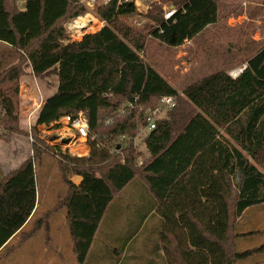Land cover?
I'll return each mask as SVG.
<instances>
[{"label":"trees","instance_id":"16d2710c","mask_svg":"<svg viewBox=\"0 0 264 264\" xmlns=\"http://www.w3.org/2000/svg\"><path fill=\"white\" fill-rule=\"evenodd\" d=\"M15 1L0 0V42L7 46L0 54V136L22 134L17 97L24 66L36 77L53 73L56 87L29 135L32 159L6 177L0 173V253L35 208L33 158L44 146L79 178L53 208L64 211L78 264L95 244L104 247L101 259L114 256L113 264H128L134 257L125 258L152 212L174 238L176 228L185 231L182 264H237L261 254L264 244L243 251L237 245L257 232L242 233L244 212L264 204V47L237 78L212 74L186 86L183 98L143 56L147 38L176 48L215 24L220 1L165 0L175 11L168 20L160 5L149 2L150 23L135 28L123 20L137 10L112 0L93 9L104 25L68 44L65 23L85 13V0H23L20 8ZM165 96L176 104L144 136L145 163L132 146L116 157L91 142L88 157L77 158L36 135L37 126L78 112L90 134L134 135L135 109L154 108ZM129 185L136 188L132 203L115 205ZM159 259L158 243L147 264Z\"/></svg>","mask_w":264,"mask_h":264},{"label":"rangeland","instance_id":"374dc122","mask_svg":"<svg viewBox=\"0 0 264 264\" xmlns=\"http://www.w3.org/2000/svg\"><path fill=\"white\" fill-rule=\"evenodd\" d=\"M164 1L149 0L154 5L161 6L162 14L171 7ZM219 1L221 6L218 21L206 27L191 40L185 41L181 46L171 48L151 38L146 40L144 59L177 91L181 98H183L182 90L189 84L215 73L229 74L233 70L243 68L247 59L264 47V0ZM22 2L23 0H16L15 4L20 8ZM151 5L148 3L147 6H140L136 9L137 14L125 18L124 23L135 28L149 24L150 22L145 16L149 13ZM86 13H90V16H87V21H90L87 29L79 32L70 27L72 20L77 17H85ZM84 14L65 23L68 36L66 40H63V44L79 41L83 35L97 32L104 25V22L95 15L93 10H86ZM6 51L7 46L0 42V54ZM23 68L17 97L18 127L22 134L11 133L6 137L0 136V173L5 177L14 172L26 160L32 159L35 142L32 138L30 141L29 135L32 133L36 121L35 116L45 99L53 94L56 87V77L53 73H48L44 77H36L28 66ZM154 108L148 109L153 110ZM146 110L138 107L135 109L134 135H118L108 139L106 136L98 134L95 135V142L105 147L112 156L116 157L121 156L126 147L132 146L140 154L138 160L145 163L148 160L143 143V138L148 132L143 126ZM165 114L160 117L163 118ZM36 135L43 140L46 146L51 147V145H55L54 143H58L59 135L68 137L69 130L63 123L50 124L37 126ZM50 139L55 141L52 142ZM66 145L72 148V145ZM41 147L39 155L33 158L36 190L35 210L21 232L11 239L7 250L0 253V264H78L72 250V241L68 234L64 211L53 210V208H56L58 202L63 198L69 183L77 185L79 178L72 173L68 166V168L65 166L64 162H60L55 152L45 149L44 146ZM69 147L65 149L61 146L60 152L72 156L69 153ZM87 153V155L77 158L88 157L90 145L87 147ZM135 189L129 185L123 191L121 198L117 199L115 205L132 203L130 200L133 197L131 191ZM125 194L126 196H124ZM244 222L248 225L243 228L242 232L246 230H257V232L252 236L239 238L237 250L243 251L264 244V204L248 208L241 220V223L244 224ZM33 229H35L34 232H32ZM139 239L136 238V241ZM100 253L103 252L100 251ZM98 258L100 261L97 263ZM125 259V262L130 260L129 252ZM173 259L176 261L175 258ZM103 260L104 264H113L114 256L101 259L98 252L92 249L83 264H101ZM128 264H133L132 260ZM237 264H264V251L239 261Z\"/></svg>","mask_w":264,"mask_h":264},{"label":"built area","instance_id":"2783aa9c","mask_svg":"<svg viewBox=\"0 0 264 264\" xmlns=\"http://www.w3.org/2000/svg\"><path fill=\"white\" fill-rule=\"evenodd\" d=\"M112 0H85L84 4L86 7V10H93L95 6H105L108 5ZM117 6L125 3L131 4L135 9L144 6H147L149 3V0H117ZM174 9L172 7L166 9L162 16L164 20H168L169 18L172 17L174 14ZM86 16H90V13L84 14ZM80 17H77L76 19L72 20V28L76 29L77 31H83L87 29L90 21H87V25L85 28H80L77 26L76 20L79 19ZM245 66L243 68H239L236 70L231 71L228 75L232 79L237 78L242 71L244 70ZM176 104L175 98L170 97V96H165L162 97L158 103V105L153 109H147L144 115V121H145V128L148 130H152L155 126V122L159 120L162 114L166 113L167 111H170L172 108H174ZM161 112V114H160ZM63 123L65 127L69 130V135L68 137L64 135H59L58 136V143H54L57 145L59 148L64 147L65 149L68 148L69 146L66 144L72 145V148L69 147V153L72 156H83L87 155V147L90 145L91 142L96 141V136L94 134H90L88 130V124L86 121L85 116L83 115L82 112H78L75 115H65L59 118L57 121L53 122V124H59ZM30 141L32 140L31 137L29 138ZM55 140H52L54 142ZM88 144V145H87ZM96 146H100L99 143L96 142ZM71 148V149H70Z\"/></svg>","mask_w":264,"mask_h":264},{"label":"crops","instance_id":"0c3cea01","mask_svg":"<svg viewBox=\"0 0 264 264\" xmlns=\"http://www.w3.org/2000/svg\"><path fill=\"white\" fill-rule=\"evenodd\" d=\"M35 120H36V116H35ZM137 205H140V204L138 203ZM143 205L144 203L142 204V206ZM129 211L132 213L136 212L134 208L129 209ZM245 222H244L243 228L248 225V223L245 224ZM162 226H163L162 219L160 216L153 214V212L147 215L146 220L143 222L142 231L139 230V234H137V237H136L137 239H139V237L141 236V238L133 243V247L130 252V256L133 255L134 257L132 258L133 264H147L148 260L151 258V256H153V253H155V248L158 243H159V256H160L159 263L160 264H162L163 262L169 264L167 262V259L168 258L171 259V257L176 259L177 263L175 264H182L183 259L181 255V250L185 249L187 246L185 231L180 230L179 228H176V232L174 233L175 234V238H174L173 234L170 231L164 232ZM92 249L97 251L99 257H101L100 251H102L104 247L103 246L96 247V244H95L93 245ZM188 249L193 250L194 248L190 247ZM171 262H172V259H171Z\"/></svg>","mask_w":264,"mask_h":264},{"label":"bare ground","instance_id":"6f19581e","mask_svg":"<svg viewBox=\"0 0 264 264\" xmlns=\"http://www.w3.org/2000/svg\"><path fill=\"white\" fill-rule=\"evenodd\" d=\"M87 18L88 17L85 15V17H81V18L77 19L75 24L77 26H79L80 28H85L87 25Z\"/></svg>","mask_w":264,"mask_h":264}]
</instances>
